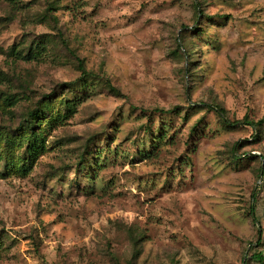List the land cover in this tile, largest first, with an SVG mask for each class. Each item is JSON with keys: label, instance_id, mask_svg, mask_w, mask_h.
I'll use <instances>...</instances> for the list:
<instances>
[{"label": "rangeland", "instance_id": "374dc122", "mask_svg": "<svg viewBox=\"0 0 264 264\" xmlns=\"http://www.w3.org/2000/svg\"><path fill=\"white\" fill-rule=\"evenodd\" d=\"M49 96L64 118L38 126L27 173L11 165L24 147L0 159V264L264 254V124L209 108L264 120V0H0V128Z\"/></svg>", "mask_w": 264, "mask_h": 264}, {"label": "trees", "instance_id": "16d2710c", "mask_svg": "<svg viewBox=\"0 0 264 264\" xmlns=\"http://www.w3.org/2000/svg\"><path fill=\"white\" fill-rule=\"evenodd\" d=\"M30 50V49H29ZM44 52L40 50V45H36L34 50L28 52V56L30 59H36L41 53ZM79 67L81 70L82 77H87L86 71L83 68L81 62H79ZM86 80V79H85ZM105 87L108 89L110 93L115 96L120 97L122 94L119 89L112 86L108 81H105ZM68 85V84H67ZM86 82H82L80 85L81 89L84 90L86 88ZM67 88H71L70 85ZM54 97L49 96L45 98L44 102L40 103L38 108L34 111H30L27 115L25 120L15 129H7V128H0V159L4 160L10 159L12 156V152L16 148H25L24 157L18 159L16 164H11L14 166V170L16 172H21L23 174L27 173L30 165L34 163L37 159L38 155H40L44 150V130L38 131L37 128L40 126L41 122L46 120V125L51 127L56 123L60 122L64 115L62 116L59 111H56L54 114L48 116L50 112V103ZM80 98L75 96L72 99H65L61 102V105L64 108L65 113H73L77 105L79 104ZM212 109L217 117L220 119L222 124L225 127H233L235 125H247L254 129V132L257 133L258 130L262 129L264 124V120H259L257 122L248 121L247 117H244L242 121L230 122L227 118L226 111L218 106L209 107ZM52 111V110H51ZM177 111V108H173L171 110H159L155 109L152 113H159V114H171ZM143 113V112H142ZM233 160H238L236 155L232 152ZM27 165V166H26ZM260 174L262 177L264 176V164L260 166L259 169ZM249 216L254 226H257V220L254 216V206L250 207ZM251 259L256 264H264V254L261 252L254 253Z\"/></svg>", "mask_w": 264, "mask_h": 264}]
</instances>
